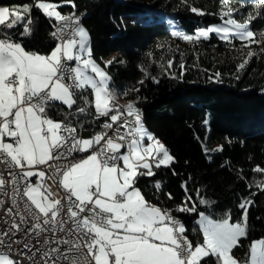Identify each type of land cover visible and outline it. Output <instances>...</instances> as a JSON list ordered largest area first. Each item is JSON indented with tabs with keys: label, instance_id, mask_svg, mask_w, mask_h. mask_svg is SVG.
<instances>
[{
	"label": "snow or ice",
	"instance_id": "snow-or-ice-1",
	"mask_svg": "<svg viewBox=\"0 0 264 264\" xmlns=\"http://www.w3.org/2000/svg\"><path fill=\"white\" fill-rule=\"evenodd\" d=\"M35 6L47 18L56 21L51 36L57 43L48 55L26 51L7 33L0 38V162L20 170L18 177L11 172L8 175L13 177V184L18 179L24 182L23 195L35 210L32 212L35 223L27 229L12 221L6 230L0 231V246L6 249L0 252V264H20L19 253L15 258L11 255L16 250L14 245H21L20 252L25 249L31 252L34 247L31 239L22 241L14 233L29 238L35 234L38 238L42 233L64 232L68 220L72 228L66 235L75 234L78 239L51 241L68 245L66 249L52 247L41 251L40 240L36 241V253H40L41 258H49L52 264L58 261H67V264H84L85 261L87 264H209V260L213 264H264V238L252 241L242 259L234 254V250L241 247L242 239L248 236V209L253 201L241 200L238 207L243 213L236 222H232L230 214L215 220L198 212L203 240L194 244L186 234L185 225L170 210L145 199L136 187L138 179L154 176V169L170 167L175 157L146 129L135 102H129L123 110L116 103L110 90L112 77L105 70L114 61H106L101 67L93 59L90 33L81 24V17L75 12L61 14L57 10L59 5L54 3L37 0ZM262 8L264 0H258L254 11L241 22L234 18L239 9L231 7L226 0V10L220 13L225 26L199 29L195 36L183 35L182 39H207L215 32L226 42H231L232 37L246 42L244 47L250 50L238 66L242 70L257 55L251 45L264 43V32L257 38L250 27L261 15ZM191 11L206 14L195 7ZM30 12L31 6L27 4L15 8L0 6V26L13 29L22 25L20 34L30 35L33 23ZM25 16L29 18L25 20ZM168 66H172V61ZM74 89L92 90V107L97 118H108L110 122H105L103 127L112 130V136L102 131L90 138H81L75 127L48 116V110L57 102L68 109L77 104ZM77 111L85 113L86 108L78 107ZM114 125L117 126L114 128ZM73 153L87 155L75 159ZM61 160L67 163H50ZM40 166L53 171L49 174ZM253 171L264 173V168L257 166ZM33 178H39L40 183H35ZM48 180L66 195L54 190ZM5 183L0 177V188ZM182 186L187 190L186 183ZM154 187L159 190L161 185L157 183ZM258 187L264 191V182ZM191 199L187 197L176 211L197 212L195 204L188 206ZM200 203L210 205L204 199ZM21 222L27 223L24 217ZM49 243L48 238L43 240L44 245Z\"/></svg>",
	"mask_w": 264,
	"mask_h": 264
},
{
	"label": "trees",
	"instance_id": "trees-1",
	"mask_svg": "<svg viewBox=\"0 0 264 264\" xmlns=\"http://www.w3.org/2000/svg\"><path fill=\"white\" fill-rule=\"evenodd\" d=\"M49 1L59 5L61 14H84L81 23L90 33L93 59L104 67L114 56L106 70L112 77L115 98L135 102L143 111L147 130L175 157L170 167L162 166L154 169V176L138 179L136 187L146 200L170 210L185 225L194 244L203 240L198 212L215 220L230 214L236 222L243 213L238 207L241 200L253 201L248 209V236L234 250L242 259L252 241L264 238V191L258 187L264 182V173L253 171L257 166L264 168V43L241 70L224 55L241 42L239 39L232 37L226 42L215 32L207 39H182L183 35L195 36L199 29L223 26L220 13L226 10V0ZM36 3L0 0V6L30 5L33 21L30 35L20 34L21 25L13 29L0 26V36L7 33L27 51L49 54L57 43L50 34L52 20ZM227 3L239 9L234 18L242 22L258 0ZM193 7L206 14L193 13ZM260 11L250 26L257 38L264 32V8ZM28 18L25 16V20ZM158 42L172 61L168 69L144 66L142 53ZM121 60L123 63H118ZM75 98L77 104L72 109L57 102L48 116L69 122L79 131H100L107 117L97 118L92 90L81 89ZM78 107L86 108V112L79 113ZM157 183L161 185L159 190L154 187ZM185 183L187 190L182 186ZM189 196L188 206L195 204L197 212L176 211ZM201 199L210 205L201 204Z\"/></svg>",
	"mask_w": 264,
	"mask_h": 264
},
{
	"label": "built area",
	"instance_id": "built-area-1",
	"mask_svg": "<svg viewBox=\"0 0 264 264\" xmlns=\"http://www.w3.org/2000/svg\"><path fill=\"white\" fill-rule=\"evenodd\" d=\"M75 14L79 16L80 12H75ZM54 24H56V21L52 19V28H51L50 34L55 30L53 27ZM74 92L76 93V89H74ZM139 109L141 113H143L142 109L141 108ZM128 119H131V118L129 117ZM64 122L71 127H75L73 124L69 122H66V121ZM105 122H110V121H108V118H106L101 123L100 132L108 131V135L112 136V130L104 129L103 125ZM116 126L117 125H114L113 127L115 128ZM121 131L123 132V130ZM88 132H89L88 138L97 134V133H94V130L92 129H89ZM83 134H84L83 132L77 129V135L79 137L85 138ZM85 154L87 153H73V157L75 159H79L81 156ZM50 163L63 165V164H66L67 161L61 160V161H54ZM41 168L44 170H47L49 174H51L53 171V169H47L46 166H42ZM19 171L20 170L18 168L10 167L7 163L0 162V177H3L6 181L5 186L3 188H0V231L6 230L11 225L12 221H15L17 224H21L22 229H27L33 223H35V221L32 218V212L35 210L33 206H31L30 201H28L27 197L23 195L24 182L18 179V182L16 184H13L11 182L13 177L8 175V173L11 172L13 173V175L18 177ZM48 183L52 184L53 189L59 191L61 195H66L63 189L58 188L56 184L52 183V180H48ZM17 189H19L18 192H17ZM9 209H11V212L8 211ZM66 211L67 209H65V212ZM62 215L64 216L65 220H68V217L64 213H62ZM21 217H24L27 223H22ZM70 228H72V222L68 220V222L64 225V229H65L64 232L57 231L55 234L42 233L38 238L35 236V234H33L31 238H29V237H24L22 233H14V235L17 238H20L22 241H27L28 239H31V243L34 245V247L32 248L31 252H29L27 249L23 250V252H20L19 250H20L21 245H14L13 247L16 250L13 251L11 255L13 258H15L17 257V254L19 253L18 258L20 260V264H45V260L48 261V264H52V261L49 258L47 257L41 258L40 253H36V246H37L36 241L37 239L40 240V244L38 246L41 248V251L48 250L49 248H52V247H60L61 250H64L68 247V245L66 244L57 245L55 243H52L51 241L61 240V239H72V240L78 239V237L75 234H73L70 237L66 235L68 229ZM45 238H48L50 241L48 245L43 244V240ZM4 239L7 241V237H4ZM5 251L6 249L0 246V252H5ZM24 253H27V255H25ZM34 253L35 255H33ZM29 256H32V259H29ZM57 264H67V261H58ZM84 264H87V261H85Z\"/></svg>",
	"mask_w": 264,
	"mask_h": 264
},
{
	"label": "rangeland",
	"instance_id": "rangeland-1",
	"mask_svg": "<svg viewBox=\"0 0 264 264\" xmlns=\"http://www.w3.org/2000/svg\"><path fill=\"white\" fill-rule=\"evenodd\" d=\"M39 2H49V3H53V2H51L49 0H39ZM223 26H225V25H223ZM223 26H220V27H223ZM168 43H170V44L173 45V43H172L171 40L168 41ZM244 43H246V42H244ZM244 43L240 42V43L236 44L234 47H232V48H230V49H228L227 51L224 52V55L227 57V59L229 60V62H232L235 66H238L239 64H241V62L246 58L247 52L250 50L249 48L244 47ZM259 49H260V45L259 44L258 45L257 44L251 45V50L252 51H258ZM112 58H114V56L110 57L107 61L112 60ZM142 59L144 61V66H147L148 67V66H151V65H158V66L163 67V68H166V69L169 68L168 65H169V61L170 60H169V57H167L164 54L162 42L156 43L153 48L148 49L145 52H143L142 53ZM100 66L103 67L102 65H100ZM121 103H124V102L121 101ZM144 125H145V123H144ZM145 127H146V125H145ZM159 140L165 145V143L161 139H159ZM145 143H148V142L145 141ZM170 154H171V152H170Z\"/></svg>",
	"mask_w": 264,
	"mask_h": 264
},
{
	"label": "crops",
	"instance_id": "crops-1",
	"mask_svg": "<svg viewBox=\"0 0 264 264\" xmlns=\"http://www.w3.org/2000/svg\"><path fill=\"white\" fill-rule=\"evenodd\" d=\"M0 38H3V37L0 36ZM16 42H18V41H16ZM19 43H21V42H19ZM21 44H22V43H21ZM26 51H27V50H26ZM29 52H32V51H29ZM34 53H36V52H34ZM40 54H41V53H40ZM42 55H48V54H42ZM72 63L74 64V62H72ZM110 85H111V84H110ZM110 89H111V86H110ZM111 92H112V94L114 95V92H113L112 89H111ZM92 95H93V93H92ZM92 101H93V100H92ZM116 103H117V104H118V103L120 104V103H121V100H118V99H117V100H116ZM119 104H118V105H119ZM73 106H74V105H73ZM50 118H51V117H50ZM51 119H52V118H51ZM53 120H54V119H53ZM81 132L84 133L83 135H84L85 138H88V136H89V132H88L87 129H86V130H83V131H81ZM94 133H100V132H99V131H98V132H95V131H94ZM85 155H86V154H85ZM83 156H84V155H83ZM83 156H81V157H83ZM81 157H80V158H81ZM80 158H79V159H80ZM40 167H42V166H40ZM33 181H34L35 183H40L39 178H33ZM47 182H48V181H47ZM198 220H199V219H198Z\"/></svg>",
	"mask_w": 264,
	"mask_h": 264
},
{
	"label": "bare ground",
	"instance_id": "bare-ground-1",
	"mask_svg": "<svg viewBox=\"0 0 264 264\" xmlns=\"http://www.w3.org/2000/svg\"><path fill=\"white\" fill-rule=\"evenodd\" d=\"M84 14L83 13H80V15H79V17H81L82 18V16H83ZM81 22H82V20H81ZM82 24V23H81ZM81 91V89L80 90H76V93H78V92H80ZM119 104V103H118ZM128 104V102L126 103V102H124V103H121V104H119L120 106H122V110H123V106H126ZM144 119V115H143V113H142V120ZM101 131V130H100ZM99 131V132H100Z\"/></svg>",
	"mask_w": 264,
	"mask_h": 264
}]
</instances>
